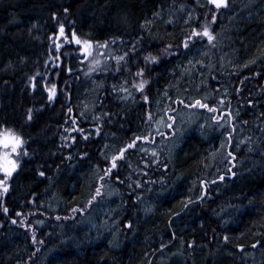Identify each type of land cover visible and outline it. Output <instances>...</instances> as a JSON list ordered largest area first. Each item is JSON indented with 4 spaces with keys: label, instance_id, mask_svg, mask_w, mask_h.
I'll return each instance as SVG.
<instances>
[{
    "label": "trees",
    "instance_id": "trees-1",
    "mask_svg": "<svg viewBox=\"0 0 264 264\" xmlns=\"http://www.w3.org/2000/svg\"><path fill=\"white\" fill-rule=\"evenodd\" d=\"M205 1L189 21L178 0H0V131L24 141L0 187V264H264V0ZM205 26L214 39L184 48ZM86 40L115 46L119 72L85 80ZM144 46L157 60L136 93ZM171 115L174 136L143 140Z\"/></svg>",
    "mask_w": 264,
    "mask_h": 264
},
{
    "label": "rangeland",
    "instance_id": "rangeland-1",
    "mask_svg": "<svg viewBox=\"0 0 264 264\" xmlns=\"http://www.w3.org/2000/svg\"><path fill=\"white\" fill-rule=\"evenodd\" d=\"M178 1L181 2V5L179 7V13H178L179 17H181L182 15H187V19L189 21H191L192 18L198 19L197 18V12L199 13V8L197 7L198 4H196V3H199L201 0H197V2L194 3L195 7H192L194 9H190V10H188V5L186 3H192L195 0H178ZM205 2L207 3L208 0H206ZM232 3L234 4V1H232ZM210 6L214 7V9H216L214 5L210 4ZM229 7H231V6H230V2L228 0V6L222 7L219 10L224 9V8H229ZM199 15H198V17H199ZM212 17L213 16H211V17L207 16L206 17V23H210L212 21ZM186 22H187V20H186ZM208 29L210 31V28H208ZM156 37H157L156 40L154 39L155 41H159L160 43L164 42V38L162 36L158 35ZM204 40L210 43V41L208 40L207 37H204ZM104 45H105V43H103V44L102 43L101 44L92 43L91 48H89L87 51H85L84 49L81 51L85 56L84 61L86 62V66H85L84 72H83V77H85V80L88 79L89 82L94 81L95 76L98 73H101L102 71H106V68L113 70L114 73L119 72V68H118L119 62L117 61L118 59H116L115 56H113L114 55L113 50L110 48V47H113L112 44L106 43V47ZM113 48L115 49V46ZM167 48H168V46H167ZM169 49H172V48H169ZM149 54H151L152 56H156V52H154V49L152 47L144 46V47H142L140 54L134 56L133 68H135V75H134L135 79H133V81H132V83H133L132 87L135 89L136 93L141 91V89L139 88V85L141 82H146L144 84V88L149 83V80L146 77V73H147V69H148V66H149V63L151 60L150 59L147 61L145 60V57L149 56ZM95 61H99V63H95ZM251 67H252L251 65H246V66L241 67V69L239 71L240 72L245 71ZM141 70H143L142 75H138V73H140ZM258 74H260V73H258ZM136 75H138L137 78H136ZM263 83H264V79H263ZM140 102L143 103L142 100H140ZM195 106H197V105L193 104L192 107H195ZM172 112L173 111H171L170 113H172ZM214 115L216 116V117L214 116V119H218L219 118L218 116H220L217 114H214ZM151 120H152V116L149 115L148 116V122H150ZM170 120H171L170 124L172 125L171 128L167 127L166 130H161V129L156 128L154 126L150 127L148 133L143 138V140L144 141L150 140L153 142L156 138H161L162 136H165L166 135L165 131H167V130H169L170 133H172V136H174L176 129L174 128L175 119H174L173 115L170 116ZM21 148H22V146H21ZM128 148H130V147H128ZM126 151L127 150H125L124 153ZM117 157L118 158L116 160V167L112 168L111 172H107V170H106V173L103 176L101 175L102 177H99L97 187L94 188V196L93 197H95V199H93V197H92V200H91L92 205H96L98 200L100 198H102V194L105 191V184L107 187L108 186L107 182H108V180H110L113 171H115V169L117 168L118 161L120 159H122L124 156L119 157V155H118ZM11 158L18 161V157L16 156V154L11 155ZM111 165H112V162H111ZM109 168H111V166ZM0 172L3 174L2 171H0ZM97 189H99V195H97ZM98 208L99 207H97V209Z\"/></svg>",
    "mask_w": 264,
    "mask_h": 264
},
{
    "label": "snow or ice",
    "instance_id": "snow-or-ice-1",
    "mask_svg": "<svg viewBox=\"0 0 264 264\" xmlns=\"http://www.w3.org/2000/svg\"><path fill=\"white\" fill-rule=\"evenodd\" d=\"M208 3L211 5H214L216 9H220L222 7H227L228 6V0H208ZM65 12H68V9H64ZM213 21L216 19V17L213 15L212 17ZM59 33L61 37L65 36V29H64V25L61 24L59 27ZM194 36H204L207 37L209 41H212L214 39V36L212 35V33L209 31L208 27L205 26L203 28V31H195L193 30L191 35L188 36L184 42H183V47L184 48H188L190 42L192 41V37ZM65 39H67V37H65ZM71 39L75 41V43L77 45H80L82 43L81 39L79 37H77L76 32L73 31L71 33ZM98 43V42H97ZM84 44V50L87 51L89 48H91L92 46V41L90 40H86L83 41ZM106 47V43L104 45ZM57 47H60V45H57ZM172 45H168V48H171ZM167 51V49H165V52ZM125 55H127V53H125ZM124 57H118V59H123ZM152 60V61H156L157 57L156 56H152L151 54H149V56L145 57V60ZM95 63H99V61H95ZM143 70H141L140 73H138V75H142ZM146 82H141L139 85V88L142 90L144 88V84ZM50 95H49V99H52V97L55 95V85L52 86V89L50 90ZM145 100H147V97H144ZM195 105L202 107V108H208L209 105L201 103L200 100L195 101ZM193 105H189V107H192ZM213 110L214 109H210ZM69 112H71V109H69ZM31 115H29V119H31ZM168 127H172L171 124L167 125ZM137 139H140V137H137ZM24 144V141L22 139V137H20L17 133L14 132V130L12 129H4L3 131H0V171H2L5 175L3 179H0V187L3 188L4 192L8 191V184L6 183V181L8 180L9 177H11L13 175V173L17 170L18 168V163L16 160L11 158V155L13 153H16L17 150ZM135 141H133V144L129 145L128 147H132L134 146ZM125 149H120L119 152V157H123ZM25 155L27 154V152L25 151L24 153ZM117 156H113L112 157V165L111 168L107 169V172H111L112 168L116 167V160H117ZM40 176H44L45 173L44 172H40L39 173ZM118 179V177H117ZM220 179H223V177H220ZM97 195H99V189H97ZM93 199H95V197H93ZM189 203H191V201H189ZM5 212L8 211L7 208L4 209ZM73 211H75V209H73ZM17 215H20V213H17ZM15 223V221H13ZM129 227H131V224L128 225ZM225 240L228 239L227 236L224 237Z\"/></svg>",
    "mask_w": 264,
    "mask_h": 264
}]
</instances>
